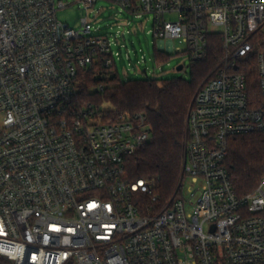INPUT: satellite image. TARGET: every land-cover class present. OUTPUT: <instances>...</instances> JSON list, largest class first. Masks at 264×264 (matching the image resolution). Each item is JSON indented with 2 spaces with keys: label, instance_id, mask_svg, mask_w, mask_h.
I'll return each mask as SVG.
<instances>
[{
  "label": "built area",
  "instance_id": "1",
  "mask_svg": "<svg viewBox=\"0 0 264 264\" xmlns=\"http://www.w3.org/2000/svg\"><path fill=\"white\" fill-rule=\"evenodd\" d=\"M107 1L153 14L155 38L181 39L191 63L221 38L178 195L161 205L153 181L127 178L154 141L145 114L105 123L101 106L69 107L82 72L119 73L109 39L88 17L60 22L62 1L0 0V264H264V180L239 197L226 167L230 139L264 134V0Z\"/></svg>",
  "mask_w": 264,
  "mask_h": 264
},
{
  "label": "trees",
  "instance_id": "2",
  "mask_svg": "<svg viewBox=\"0 0 264 264\" xmlns=\"http://www.w3.org/2000/svg\"><path fill=\"white\" fill-rule=\"evenodd\" d=\"M221 57V38L212 37L207 59L191 64L190 81L155 78L122 82L117 72L103 78V68H99L97 77L93 69L84 71L79 76L77 91L69 107L80 110L106 105L108 108L103 110L105 123L124 113L147 116L154 141L127 158V178L130 182L139 179L153 181V193L159 198V203L165 205L178 195L182 185L188 140L187 119L195 95L202 83L215 74ZM155 58L158 62H166L170 55L156 50ZM100 84L105 86L102 91L98 89ZM226 167L239 197L253 193L264 180V134L230 139Z\"/></svg>",
  "mask_w": 264,
  "mask_h": 264
},
{
  "label": "rangeland",
  "instance_id": "3",
  "mask_svg": "<svg viewBox=\"0 0 264 264\" xmlns=\"http://www.w3.org/2000/svg\"><path fill=\"white\" fill-rule=\"evenodd\" d=\"M55 1L57 4L62 1L68 6L58 10L57 17L60 22L68 24L75 31H80L83 27L81 20L88 17L93 27L92 34L106 36L109 39L122 82L155 78L191 80L192 63L187 45L181 39L169 42L155 38L153 14L130 13L107 0L98 1L90 10L85 8L81 0ZM177 18V15L166 16V20ZM169 45L172 49H169ZM156 50H164L170 55V59L158 62L155 58ZM180 65H184L185 70L177 72ZM145 70L147 74L144 73ZM107 108L108 106H103V109ZM184 192L186 193V190Z\"/></svg>",
  "mask_w": 264,
  "mask_h": 264
},
{
  "label": "water",
  "instance_id": "4",
  "mask_svg": "<svg viewBox=\"0 0 264 264\" xmlns=\"http://www.w3.org/2000/svg\"><path fill=\"white\" fill-rule=\"evenodd\" d=\"M184 70V65H180L177 67V72H182ZM146 73V70H145Z\"/></svg>",
  "mask_w": 264,
  "mask_h": 264
}]
</instances>
